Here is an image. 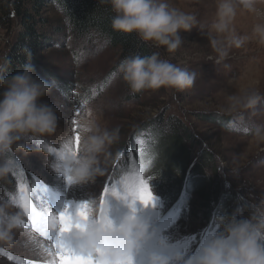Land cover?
Here are the masks:
<instances>
[{"label":"rangeland","instance_id":"1","mask_svg":"<svg viewBox=\"0 0 264 264\" xmlns=\"http://www.w3.org/2000/svg\"><path fill=\"white\" fill-rule=\"evenodd\" d=\"M169 2L194 15L196 24L190 32H181L183 43L174 53L148 45L161 58L196 72L191 89L176 92L161 88L136 97L117 70L120 49L94 34L75 37L67 28L37 53L43 61L36 73L56 81V87L43 101L54 107L57 129L41 138L45 150L10 154L19 162L14 170L23 167L29 175L49 185L48 208L54 214L66 204L74 211L83 201L91 203L98 213L104 185L120 179L143 160L147 165L143 176L156 199L155 206L145 207L139 201L135 204L134 214L148 223L149 233L139 248L142 254L139 250L134 253L133 264H149V256L154 253L168 254L172 264H177V255L190 258L209 232L220 229L221 215L239 210L247 216L264 200V138L258 135L264 132V45L252 38L254 25L264 22V5H257L258 13L237 10L232 28L236 35L250 38L239 48L225 45L227 54L221 56L209 38L219 0ZM2 3L9 4L11 25L2 23ZM11 6V0H0V62L19 30ZM44 17L53 21L62 15L52 5ZM212 36L215 38V33ZM249 94L257 97L250 106L240 102ZM83 119H94L102 129L117 130L118 140L99 157L102 175L68 185L62 176L57 178L49 171L55 160L48 149H59L71 140L73 150L79 153L81 139L77 145L75 137L77 133L81 137ZM173 130L183 133L184 144L172 138L168 144L161 143L169 145L167 149H154L160 145L159 139ZM176 145H184L190 152L188 169L184 171L178 167L181 154ZM123 161L127 165H122ZM196 167L199 174L194 171ZM200 178L209 179L217 190L218 198L211 201L208 210L195 191V182ZM15 180L11 173L0 180V202L8 201L11 211L20 213L27 222L22 211L10 202L16 191ZM172 196L175 200H171ZM177 199L186 204L180 200L176 203ZM107 206L108 216L116 226L133 213L129 203L117 197L108 196ZM90 219L95 220L96 215ZM33 233L30 227L14 229L11 243L0 244V264H19L20 260L46 264L52 259L36 246V241L44 245L48 242ZM65 239L77 248L83 242L73 232L65 234ZM5 253L18 260L9 259ZM136 254L139 257L135 258Z\"/></svg>","mask_w":264,"mask_h":264},{"label":"clouds","instance_id":"2","mask_svg":"<svg viewBox=\"0 0 264 264\" xmlns=\"http://www.w3.org/2000/svg\"><path fill=\"white\" fill-rule=\"evenodd\" d=\"M110 5L113 18L111 27L123 34H135L138 39L169 53L182 45L181 32H190L196 17L177 7L169 0H102ZM264 0H219L216 19L212 23L209 38L221 56L224 46L239 48L250 38L238 36L232 28L237 10L258 13L257 5ZM212 33H215L213 38ZM252 38L264 45V22L254 25ZM29 62L22 70L9 74L10 61L0 62V180L14 170L10 154L43 151L41 138L50 136L57 129L58 119L51 104L43 101L56 87L54 78L45 79L36 73L30 62L31 52L25 50ZM118 72L131 93L158 91L161 88L183 92L196 82V72L161 58L159 52L149 56L132 55L119 65ZM257 97L246 95L240 102L251 105ZM81 148L60 162L72 184L93 180L102 175L99 157L118 140L117 130L102 129L94 119L81 122ZM264 138V132L258 133ZM35 141V143H33ZM93 214L98 215L93 207ZM22 216L13 213L11 205L0 202V244H10L12 231L20 227ZM221 225L208 235L196 254L184 259L175 256L177 264H264V200L256 204L247 216L239 210L218 218ZM149 225L134 213L127 215L111 230H104L99 222L89 223L84 232L73 231L89 248L105 245L126 252L133 259L144 240L148 238ZM172 257L154 253L149 264H172Z\"/></svg>","mask_w":264,"mask_h":264},{"label":"snow or ice","instance_id":"3","mask_svg":"<svg viewBox=\"0 0 264 264\" xmlns=\"http://www.w3.org/2000/svg\"><path fill=\"white\" fill-rule=\"evenodd\" d=\"M73 123L75 124V121ZM73 130L75 131V129ZM75 140L79 145V133H77ZM48 151L55 160L49 171L57 178L62 176L65 183L71 185L72 183H70L60 162L67 155L77 153L73 150L72 141H66L59 149L49 148ZM11 162L14 165L19 164L14 157L11 158ZM146 166L145 162L141 160L138 167H133L120 179L109 180L104 185L99 196L98 215L95 220L90 219L93 215V205L88 201L77 204L74 211L70 210L71 206L66 204L62 211L54 214L48 208L49 185L36 176L29 175L23 167L11 172V175L16 177V191L11 194L10 202L27 217V222L23 219L20 221V227H30L43 241L48 242L47 245H44L36 241L37 248L42 249L47 256L52 258L46 264H133L130 255L109 246L97 244L93 248H89L82 242L78 248L73 247L66 241L65 234L73 231L84 232L87 230V225L94 222H99L106 231L111 230L114 224L108 216V196L127 201L133 213L136 211L135 204L137 201L145 207L148 205L155 206L156 198L149 182L143 176V170ZM215 232L216 230L213 229L208 235ZM201 246L202 244H200ZM5 255L11 260H18V257L9 253H5ZM19 264H31V262L20 260Z\"/></svg>","mask_w":264,"mask_h":264},{"label":"trees","instance_id":"4","mask_svg":"<svg viewBox=\"0 0 264 264\" xmlns=\"http://www.w3.org/2000/svg\"><path fill=\"white\" fill-rule=\"evenodd\" d=\"M11 4L13 13L19 23V30L15 33L10 50L6 53L4 59V61H10L9 74L22 70L23 65L29 62L25 50H30V62L35 65L36 69L41 67L43 58L38 56L37 53L46 45L55 42L54 36L63 34L67 28L75 37L94 34L107 39L111 46L118 47L120 54L117 70L126 57L132 55L149 56L153 53L152 48L140 41L134 33L123 34L112 29L111 21L114 14L110 9V5L102 2V0H11ZM52 5L57 7L62 17L49 21L48 18L44 17V13ZM1 6L4 7L2 23L7 22L11 25L9 4L2 3ZM123 83L128 88L124 81ZM134 95L138 97L140 93ZM172 138L178 139L182 144L185 142L183 133L173 130L163 139L161 137L162 140L158 137L160 145H156L154 149H167L169 145H161V143L168 144ZM176 147H178L181 154L180 166L178 167L181 171H184L188 169L190 152L186 150L184 145H176ZM123 164L127 165V162L124 161ZM201 168L203 169V167ZM194 171L197 174L200 173L198 167ZM195 188L203 207L208 210L211 201L218 198L216 188L213 187L209 179L203 178H200L197 183L195 182ZM170 198L175 200L176 197L172 196ZM179 200L177 199L176 203ZM180 201L186 204L183 200Z\"/></svg>","mask_w":264,"mask_h":264},{"label":"bare ground","instance_id":"5","mask_svg":"<svg viewBox=\"0 0 264 264\" xmlns=\"http://www.w3.org/2000/svg\"><path fill=\"white\" fill-rule=\"evenodd\" d=\"M137 264V263H136ZM138 264H141V263H138Z\"/></svg>","mask_w":264,"mask_h":264}]
</instances>
